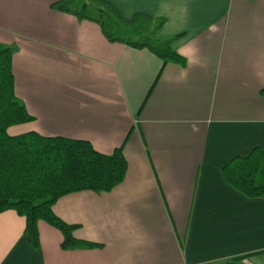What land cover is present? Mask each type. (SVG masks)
Returning a JSON list of instances; mask_svg holds the SVG:
<instances>
[{"label":"crops","instance_id":"crops-1","mask_svg":"<svg viewBox=\"0 0 264 264\" xmlns=\"http://www.w3.org/2000/svg\"><path fill=\"white\" fill-rule=\"evenodd\" d=\"M58 1L0 0V45L15 50V96L33 117L8 134L88 141L104 155L122 146L127 171L108 192L52 207L95 246L64 250L60 231L40 221L34 250L9 210L0 264H215L264 251V200L222 175L264 150V0H102L127 22L148 17L139 40L171 39L182 64L111 42L103 21L52 10ZM91 1L105 9L94 0L70 8L87 12Z\"/></svg>","mask_w":264,"mask_h":264},{"label":"trees","instance_id":"trees-1","mask_svg":"<svg viewBox=\"0 0 264 264\" xmlns=\"http://www.w3.org/2000/svg\"><path fill=\"white\" fill-rule=\"evenodd\" d=\"M94 1L125 25H134L141 20L140 16H136L127 22L106 2ZM71 2L60 0L51 4L50 8L101 23L89 17L85 9L71 10ZM143 19L146 21L148 17ZM102 31L111 42H122L103 28ZM171 41H151L147 38L128 44L133 48L148 49L164 63H184L183 58L171 49ZM14 52L13 48L0 45V214L12 210L24 220L23 232L34 250L39 249L37 224L40 221L60 231L62 249L91 248L95 245L76 239L73 235L75 226L60 220L52 207L68 194L108 192L121 184L127 171L122 146L112 154L104 155L94 150L88 141L44 137L34 131L9 135L10 127L33 121L15 96L12 73ZM222 175L231 188L246 198L264 200V150L254 148L247 156L234 158L224 166ZM255 256H264V251L215 264H249L247 261Z\"/></svg>","mask_w":264,"mask_h":264},{"label":"rangeland","instance_id":"rangeland-1","mask_svg":"<svg viewBox=\"0 0 264 264\" xmlns=\"http://www.w3.org/2000/svg\"><path fill=\"white\" fill-rule=\"evenodd\" d=\"M77 1L78 4L88 2V0H77ZM91 4L92 6L87 7L88 15L103 21L105 23V28L114 37L124 39L130 42H138L141 40H139L137 34L142 35L143 37L148 35V33H150L151 31L152 25H150L149 23H148L149 25H147V23L144 22V20H140L139 23L135 25H126V26L125 24L121 25L118 24V21L112 15H110L105 9L97 7L96 4L92 1ZM141 28L143 30L142 32L139 31ZM253 264H256V262H254ZM259 264H264V261L260 262Z\"/></svg>","mask_w":264,"mask_h":264}]
</instances>
